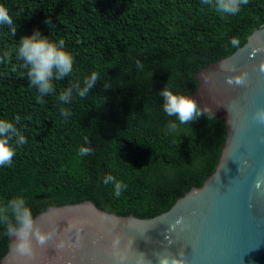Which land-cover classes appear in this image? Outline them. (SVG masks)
<instances>
[{
	"label": "trees",
	"instance_id": "16d2710c",
	"mask_svg": "<svg viewBox=\"0 0 264 264\" xmlns=\"http://www.w3.org/2000/svg\"><path fill=\"white\" fill-rule=\"evenodd\" d=\"M214 3L0 0L16 29L13 35L0 25V119L27 140L13 143L11 166L0 167V206L22 196L34 218L49 208L91 202L111 215L150 219L200 188L219 162L225 123L202 115L180 124L164 112L159 92L168 83L174 94L193 95L197 73L232 55L264 25V0H248L236 15L216 11ZM35 30L53 42L63 39L74 58L72 73L54 80L43 102L17 59L20 38ZM92 72L100 79L85 97L59 100L70 82L83 86ZM169 121L178 130L166 134ZM81 147L93 151L81 156ZM108 175L127 185L119 197L103 182ZM5 231L0 224V261L8 252Z\"/></svg>",
	"mask_w": 264,
	"mask_h": 264
},
{
	"label": "water",
	"instance_id": "95a60500",
	"mask_svg": "<svg viewBox=\"0 0 264 264\" xmlns=\"http://www.w3.org/2000/svg\"><path fill=\"white\" fill-rule=\"evenodd\" d=\"M229 67L235 71H226ZM262 67L264 25L232 55L195 75L198 87L189 97L226 128L219 162L200 188L150 219L111 215L91 202L49 208L35 220L42 231L55 229L56 238L44 246L33 241V253L26 256L15 251V237H9L0 264H140L139 253L157 264L154 254L165 250L182 251L185 264H264V185L254 186L264 175V125L252 119L264 108ZM242 72L248 74L246 85L226 83ZM181 217L183 226L176 223ZM68 223L79 233L66 232ZM60 240L66 242L62 249L56 247Z\"/></svg>",
	"mask_w": 264,
	"mask_h": 264
},
{
	"label": "clouds",
	"instance_id": "9594fccd",
	"mask_svg": "<svg viewBox=\"0 0 264 264\" xmlns=\"http://www.w3.org/2000/svg\"><path fill=\"white\" fill-rule=\"evenodd\" d=\"M204 4H213V0H202ZM248 0H215L214 7L216 11L225 15H236L240 12L242 5H247ZM48 23V21H46ZM0 25H7L12 28L13 35L16 29L13 26V18L9 14L6 7L0 6ZM235 47L239 41L233 38L231 41ZM65 41L63 39L58 42L51 41L48 37L43 36L39 30H35L31 36H22L17 46V59L22 61L27 69V78L30 86H34L39 95L37 99L43 102V97L54 92L53 81H59L68 77L73 71L74 58L72 54L65 50ZM7 58V53H5ZM138 69H142L143 65L140 61H136ZM226 71H235L234 68H227ZM264 71V67L261 68ZM248 74L242 72L240 75L229 76L226 78L228 85L244 86L247 83ZM100 79L97 72H92L90 76L83 80V86L79 80L70 82L68 87L60 94L59 100L63 104L71 102L73 95L85 97L97 84ZM163 98V110L169 116H175L180 124H189L198 120L202 115L201 108L197 102L184 94H174L168 87V83L159 92ZM206 109H204L205 111ZM61 115L66 118L71 115L65 109H61ZM16 121L19 122L17 116ZM253 121L264 125V108L256 110L252 117ZM178 130V124L169 121L166 125V134H171ZM21 146L27 143L26 138L14 126L12 122L0 119V167L11 166L16 150L13 147ZM90 143V142H89ZM91 147H81L78 154L87 156L91 154ZM105 184L112 183L114 185V195L119 197L127 185L121 181H117L113 176L108 175L104 181ZM264 185V175H258L255 181V188L260 189ZM178 225H184V218L181 217L176 221ZM0 224L6 228L5 235L14 239L15 251L20 255L31 256L33 253V241L44 246L56 238L55 229L47 232L42 231L33 217L31 208L27 205L26 200L22 196H16L7 201L6 205L0 206ZM76 229L77 233L81 229L77 228L74 223H68L65 228L66 232ZM78 242V241H77ZM66 242L60 240L56 245L57 248H64ZM119 238L113 242V247L118 246ZM69 247L73 245L67 242ZM157 264H185L183 252L176 255L168 251H161L154 254ZM140 264H151L146 260L143 253L138 254Z\"/></svg>",
	"mask_w": 264,
	"mask_h": 264
}]
</instances>
